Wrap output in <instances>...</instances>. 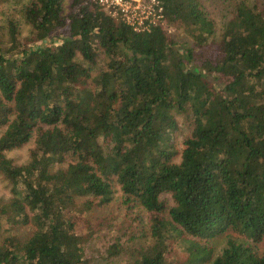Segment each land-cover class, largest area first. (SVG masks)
Masks as SVG:
<instances>
[{
    "label": "trees",
    "instance_id": "trees-1",
    "mask_svg": "<svg viewBox=\"0 0 264 264\" xmlns=\"http://www.w3.org/2000/svg\"><path fill=\"white\" fill-rule=\"evenodd\" d=\"M159 1L141 31L92 0L2 10L0 264H87L75 214L116 188L150 238L122 264H264V0H218L220 24L206 0Z\"/></svg>",
    "mask_w": 264,
    "mask_h": 264
},
{
    "label": "rangeland",
    "instance_id": "rangeland-1",
    "mask_svg": "<svg viewBox=\"0 0 264 264\" xmlns=\"http://www.w3.org/2000/svg\"><path fill=\"white\" fill-rule=\"evenodd\" d=\"M21 1L24 0H0V21L5 13L2 12V10L7 11L11 3H14V6H16L21 3ZM67 2L68 0H64L65 6L63 12H66L67 8L65 7H67ZM205 2H207V7H209L210 15L220 24L223 18L221 16L222 12L219 9L220 3L218 0H206ZM11 13L12 16L18 18L20 22V34H25L28 29L27 23L18 12ZM102 61L103 58H98L92 65L96 69L98 66H101ZM2 128L3 126L0 127V131ZM179 132L177 131L176 134L177 144L181 136ZM32 146L33 141L30 140L27 143L8 150L7 153L13 156L15 161H25L31 154ZM7 197H9V184L0 176V199H5ZM118 198L119 190L116 188L112 193V198L102 206L92 209L87 215L80 212L75 214L77 220L76 229L80 233L87 230L84 235V251L89 259L87 264H122L129 262L131 260L130 252L135 253V248L139 245V240L143 243L150 241L149 236L145 233L148 222L146 214H144L143 211L135 215V217L131 212L127 214L124 205L120 203ZM4 225L6 224L4 223ZM23 228L18 225L14 226L13 224H9L6 232L15 231L18 233L19 231L20 233L18 234L23 236ZM230 236H238V233L231 231ZM226 238V235H220L216 239V247H220V245L225 242ZM113 240L119 241L122 245L123 253L109 260L106 257V248L109 242Z\"/></svg>",
    "mask_w": 264,
    "mask_h": 264
},
{
    "label": "built area",
    "instance_id": "built-area-1",
    "mask_svg": "<svg viewBox=\"0 0 264 264\" xmlns=\"http://www.w3.org/2000/svg\"><path fill=\"white\" fill-rule=\"evenodd\" d=\"M112 16L121 18L133 30H148L164 24L159 0H92Z\"/></svg>",
    "mask_w": 264,
    "mask_h": 264
}]
</instances>
